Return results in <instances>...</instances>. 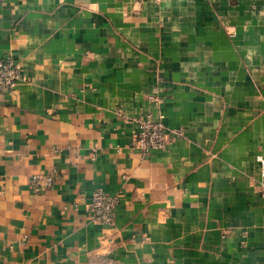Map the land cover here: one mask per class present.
Listing matches in <instances>:
<instances>
[{"label":"crops","instance_id":"obj_1","mask_svg":"<svg viewBox=\"0 0 264 264\" xmlns=\"http://www.w3.org/2000/svg\"><path fill=\"white\" fill-rule=\"evenodd\" d=\"M7 56L0 264H264V0H4ZM159 112L184 133L145 152Z\"/></svg>","mask_w":264,"mask_h":264},{"label":"built area","instance_id":"obj_2","mask_svg":"<svg viewBox=\"0 0 264 264\" xmlns=\"http://www.w3.org/2000/svg\"><path fill=\"white\" fill-rule=\"evenodd\" d=\"M4 0H0L2 2ZM24 78L20 63L15 62L10 57L0 58V91L11 89L15 84ZM153 100L159 108L161 98L154 95ZM163 114L158 113L156 119L148 117H140L138 119V127L134 133V145L143 151L151 149H163L169 137H180L183 135L182 129H170L162 121ZM260 171L264 175V158L258 157ZM57 173L51 172L47 174H35L31 178V186L34 190H40L53 184ZM117 197L103 190H96L91 196V206L94 219L111 223L114 219L115 209L117 205Z\"/></svg>","mask_w":264,"mask_h":264}]
</instances>
